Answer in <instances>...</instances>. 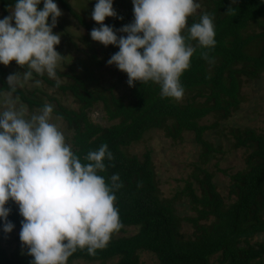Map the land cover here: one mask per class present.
<instances>
[{
    "label": "trees",
    "instance_id": "16d2710c",
    "mask_svg": "<svg viewBox=\"0 0 264 264\" xmlns=\"http://www.w3.org/2000/svg\"><path fill=\"white\" fill-rule=\"evenodd\" d=\"M53 1L80 26L88 30L100 27L93 20L83 21L65 0ZM15 3L16 0H0L1 16ZM203 5L198 15L188 18V27L198 23L205 12L211 14L216 44L208 50L199 47L196 41H188L196 51L191 57L190 68L180 77L184 92L188 94L182 102L162 97L160 86L151 81L134 82L129 87L127 74L123 72L120 74L126 94H114L110 87L91 89L70 68L65 73L56 70L58 76L69 79L64 83L44 75L33 73V76L60 92H67L76 102L75 109L61 105L36 87L31 90L17 88L14 93L27 109H41L47 104L43 97L54 102L52 115L60 117L70 132L68 144L82 163H88L84 157L89 151L107 144L114 159L105 160L106 170L98 174L109 184L111 176L119 174L123 185L115 192V207L123 227L94 256L89 255L87 249H77L67 264L74 259L104 264L112 258L116 260L110 264H138L139 250L152 253L157 264H264V244L251 241L256 233L264 232V135L247 127L228 129L231 146L243 147L247 152L244 166L228 176L226 193L233 197L232 201H223L211 181V173L201 167L217 150V146L212 147L203 138L202 132L215 130L220 120L237 108L243 80L259 79L264 74V0H235V3L233 0H205ZM42 8L40 3L38 10ZM229 8L234 11L228 12ZM104 24L112 27L118 38L126 36L119 32L123 25ZM182 35L187 36V31ZM204 51L214 63L202 58ZM15 70L23 73L28 69L16 65ZM4 74L0 66V92L9 90ZM96 104L100 106V119L104 124L88 118L87 111ZM209 113L213 116L211 123H198ZM151 128L161 130L171 139L180 138L183 131H191L194 143L200 146L197 163L190 174L196 192L188 181L179 191L187 197L194 213L183 218L192 228L190 236H182L178 231L180 218L174 214L170 202L157 195L149 152L143 151L139 158L125 151L127 145L139 140ZM5 207L10 209L7 221L14 226L21 225L23 217L14 202L9 200ZM126 226L135 227V231L130 235H118ZM0 227H4L2 220ZM27 251V248L21 252L15 248L5 252L0 247V264H31L33 258ZM211 256L214 261L210 260Z\"/></svg>",
    "mask_w": 264,
    "mask_h": 264
},
{
    "label": "clouds",
    "instance_id": "9594fccd",
    "mask_svg": "<svg viewBox=\"0 0 264 264\" xmlns=\"http://www.w3.org/2000/svg\"><path fill=\"white\" fill-rule=\"evenodd\" d=\"M40 3L16 0L10 15L0 20V64L15 61L28 69L7 77L6 108L0 113V220L3 231L10 233L14 225L7 221L10 209L5 205L15 202L23 217L20 241L33 258L31 264H67L77 249L94 256L123 227L115 207V192L123 185L119 174L111 176L110 184L98 174L106 170L105 160L114 159L107 144L89 151L84 157L88 163L81 162L64 133L50 122L53 105L45 104L30 117L24 106L16 108L17 87L31 80L33 73L58 79L56 69L64 59L54 50L60 34L52 31L62 12L53 0H43L38 10ZM132 4L134 20L119 29L126 36L118 38L104 24L106 17L117 18L113 0H97L91 19L100 27H94L90 37L105 47L119 48L107 64L127 74L129 87L151 81L160 86L162 97L179 102L185 91L180 77L196 51L188 41L214 48V17L205 12L188 27V18L201 8L196 0H132ZM201 56L214 63L207 51ZM40 84L35 81L37 87Z\"/></svg>",
    "mask_w": 264,
    "mask_h": 264
},
{
    "label": "rangeland",
    "instance_id": "374dc122",
    "mask_svg": "<svg viewBox=\"0 0 264 264\" xmlns=\"http://www.w3.org/2000/svg\"><path fill=\"white\" fill-rule=\"evenodd\" d=\"M65 1L77 12L83 21L92 22L91 14L95 6L94 3L86 0ZM93 1L97 2V0ZM53 2L57 4L62 12V15L57 19L56 27L52 29L53 34H60V43L54 46V50L64 57L61 65L56 70L65 73L70 68L69 70L85 81L88 88L110 87L114 94H126V86L123 81L124 78L120 74L121 71L115 65L109 66L107 64V61L119 51V48L113 45L112 47H105L99 42L93 41L90 37V32L94 27L99 28L98 26H93L89 30L80 26L58 2ZM196 2L200 3L201 8L194 15H198L204 9L203 3L205 0H196ZM41 4L43 5V0H41ZM13 8H8L6 14L3 16L0 14V20L9 16ZM113 8L117 13V18L106 17L104 23L125 26L133 22L132 0H113ZM119 17L123 19H119ZM48 23L51 24V17L48 18ZM16 65L15 61H12L8 66L0 64L5 71L4 79L6 81L9 75L18 73L15 70ZM44 76L49 78L46 73ZM57 77L58 79H49L61 83L69 80L66 76L57 75ZM36 80L41 81L39 87L35 85ZM35 87L61 105L71 109L76 108V102L72 100L67 92H60L54 87L48 86L38 77L33 76L31 80L17 88L31 90ZM5 93V91L0 92V113L6 108ZM187 95L184 92V96L179 102L184 101ZM240 95L241 98L237 108L231 111L226 119L220 120L215 130H204L202 132L203 138L209 141L212 147L217 146V150L212 153V156L201 167L211 173V181L214 184L215 190L225 203L233 199V197L227 196L226 193L227 184L229 183L228 176L244 166L243 158L245 153H247L243 147L231 146L232 138L228 133V129L230 127H247L264 135V74L259 79L243 80L240 87ZM43 100L51 105L54 104L52 100H45V97H43ZM21 105L19 101L16 102L17 109ZM26 110L27 117H30L32 114H38L39 109L26 108ZM87 114L91 121L101 124L105 123L103 119H100L102 111L99 104L91 107L87 111ZM212 120L213 116L209 113L200 118L198 123L209 124ZM50 122L56 124L59 130L64 133L66 143H68L67 139L70 136V132L65 129L64 123L54 115H52ZM145 150L149 152L158 197L170 202L174 214L180 218L178 231L182 236H190L192 228L183 218L192 216L194 213L190 209L187 197L179 194V191L185 182L188 181L191 183L194 192H196V184L193 182L190 174L197 163L200 146L194 143L191 131H183L180 134V138L171 139L165 137L161 130L151 128L145 131L139 140L130 143L125 148L128 154H134L139 158ZM14 204L16 210H19V206L15 202ZM20 231L21 225L14 226L10 233H5L3 227H0V247L5 252H9L15 248H18L19 252H21L26 248L20 241ZM134 231L135 227L126 226L118 235H130ZM251 241H259L264 244V232L256 233ZM213 257L211 256V261H214ZM137 259L138 264H157L154 255L147 251H137ZM115 260V258H112L105 261L104 264H110ZM71 264H98V261L90 262L83 259H74L71 261Z\"/></svg>",
    "mask_w": 264,
    "mask_h": 264
}]
</instances>
